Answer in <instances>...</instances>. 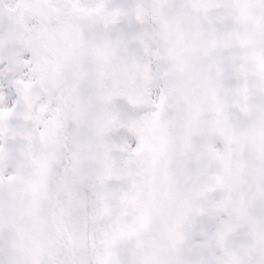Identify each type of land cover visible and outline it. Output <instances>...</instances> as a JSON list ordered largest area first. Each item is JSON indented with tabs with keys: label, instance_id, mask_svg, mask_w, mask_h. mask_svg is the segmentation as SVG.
I'll return each instance as SVG.
<instances>
[{
	"label": "snow or ice",
	"instance_id": "snow-or-ice-1",
	"mask_svg": "<svg viewBox=\"0 0 264 264\" xmlns=\"http://www.w3.org/2000/svg\"><path fill=\"white\" fill-rule=\"evenodd\" d=\"M0 264H264V0H0Z\"/></svg>",
	"mask_w": 264,
	"mask_h": 264
}]
</instances>
